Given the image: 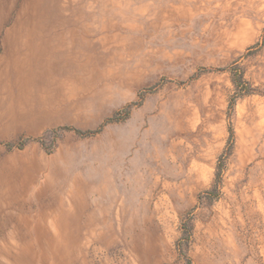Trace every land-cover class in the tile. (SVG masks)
I'll return each instance as SVG.
<instances>
[{"label":"rangeland","instance_id":"1","mask_svg":"<svg viewBox=\"0 0 264 264\" xmlns=\"http://www.w3.org/2000/svg\"><path fill=\"white\" fill-rule=\"evenodd\" d=\"M0 264H264V0H0Z\"/></svg>","mask_w":264,"mask_h":264},{"label":"trees","instance_id":"2","mask_svg":"<svg viewBox=\"0 0 264 264\" xmlns=\"http://www.w3.org/2000/svg\"><path fill=\"white\" fill-rule=\"evenodd\" d=\"M203 70L207 71L208 69H203ZM210 70H212V69H210ZM227 70L229 72H231L232 82L235 86V94L231 98V103H230V109H232L234 107L237 99L250 94L252 92V89H251L250 84L247 81H245L243 74H242L240 69L231 67V68H228ZM63 129L69 130V131H74L77 135H80V136H87L89 134H92L90 132H83V131H80V130L74 129V128H63ZM230 132H231V134H230L228 146H227L225 152L223 153V155L221 156L219 164H218V172L216 174L215 186L211 191L207 192V196L211 199L218 198L219 187H220L221 180H222V173L224 171V163H223L224 161L223 160L230 154V151H231L232 146H233L234 132H233V130H230ZM93 133H96V132H93ZM27 141L28 140H25V141L19 143L17 146L20 149H22L25 146V143Z\"/></svg>","mask_w":264,"mask_h":264}]
</instances>
